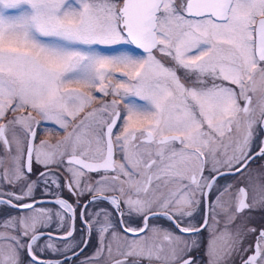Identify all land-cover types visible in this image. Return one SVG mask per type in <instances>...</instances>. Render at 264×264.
<instances>
[{
    "label": "snow or ice",
    "instance_id": "6c2138e0",
    "mask_svg": "<svg viewBox=\"0 0 264 264\" xmlns=\"http://www.w3.org/2000/svg\"><path fill=\"white\" fill-rule=\"evenodd\" d=\"M257 159L264 0H0V264H264Z\"/></svg>",
    "mask_w": 264,
    "mask_h": 264
},
{
    "label": "flooded vegetation",
    "instance_id": "af4514ba",
    "mask_svg": "<svg viewBox=\"0 0 264 264\" xmlns=\"http://www.w3.org/2000/svg\"><path fill=\"white\" fill-rule=\"evenodd\" d=\"M41 138L42 139L43 138L52 139V138H49V137H46V136H42ZM52 142H55V140L52 139ZM261 164H264V162H262L259 159H257V161H255L252 166H253V168H258V167L261 166ZM248 224L250 226L256 227L257 229L264 228V209L254 210L251 213V216H250V218L248 220ZM206 242H207V233H204L203 234L201 248L199 250L193 252V255L196 256L200 260V264H206V258L203 255V253H204V245L206 244ZM252 242H253V237L250 236L248 239H246L244 241V244L246 246L247 244H250ZM94 248H95V241L92 242V244L86 250V253L87 254H91V252L94 250ZM233 264H240V260H239L238 257L234 260Z\"/></svg>",
    "mask_w": 264,
    "mask_h": 264
}]
</instances>
